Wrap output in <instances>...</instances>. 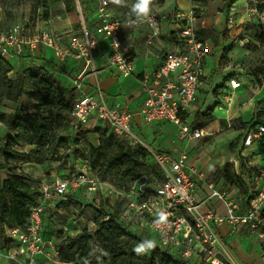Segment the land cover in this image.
<instances>
[{
    "label": "built area",
    "instance_id": "2783aa9c",
    "mask_svg": "<svg viewBox=\"0 0 264 264\" xmlns=\"http://www.w3.org/2000/svg\"><path fill=\"white\" fill-rule=\"evenodd\" d=\"M247 2L256 7L259 0ZM80 9L77 4L81 23L79 31L72 28L67 32H58L41 27L36 29V26L32 30L28 21H16L8 26L0 24V57L18 62L25 52L32 53L38 47H47L53 51L56 63L74 58L82 61L88 69L93 66L95 51L105 43L109 50L106 66L115 69L123 77L133 75L135 69L132 58L121 41L122 30L128 27L126 22L130 16H125V20L111 6L110 0H97V25L95 29H91ZM255 9L249 7L250 11ZM170 23L171 35L177 48L166 51L161 63L153 72H143L139 75L145 99L138 114L146 124L169 122L175 125L176 137L182 145L177 154L156 151L132 130L134 114L119 103H107L96 77V69H92V74L96 77L94 93L84 92V73L71 78L68 85L76 93L71 109L72 133L76 134L81 129L98 125L109 128L116 137L127 139L132 145L149 153L163 176L162 181L154 185V188H149L148 178L143 175L128 185L116 186L101 180L85 161L80 169L63 177L41 182L38 203L31 208L26 224L8 230V235L15 245L0 248V264H39L40 258L55 261L53 259H56L57 250L54 243L47 240L43 234V210L46 205L54 207L56 199L75 194L79 188L93 194L100 192L105 201L110 198H127V208L123 215L120 214L119 220L123 223L124 217L127 216L136 223L141 232L153 235L157 246L163 251H168L185 261L193 255H198L202 264H222V259H229L217 232V226L224 220L230 223L232 229L248 225L251 231H258V236L264 239V232L261 230L264 226V156L260 157L261 164L249 159L242 161L241 165L238 156L236 164L233 163L236 175L240 176L246 185L245 195L236 190L238 196H234L211 182L208 183L209 195L202 201L196 197V180L203 181L207 178L198 166L191 162V148L192 143L206 136L207 132L204 127L189 122L187 117L196 103L198 89L205 75V59L211 52V46L206 40L197 38V29L190 14L186 15L181 11L171 13ZM142 24L149 27L147 42L151 43V39L160 34V18L152 11L151 21L144 20L130 27H139ZM229 85L236 89L240 82L231 78ZM91 117L98 122L89 125ZM262 135L264 124L243 129L242 147H251L253 141ZM240 154L254 155H244L242 152ZM213 197L223 203L226 209L224 216L217 214L213 207H203V204L209 203ZM240 200L246 202L242 212ZM160 210L167 213L166 222L157 223Z\"/></svg>",
    "mask_w": 264,
    "mask_h": 264
},
{
    "label": "rangeland",
    "instance_id": "374dc122",
    "mask_svg": "<svg viewBox=\"0 0 264 264\" xmlns=\"http://www.w3.org/2000/svg\"><path fill=\"white\" fill-rule=\"evenodd\" d=\"M167 1L169 0H163L161 3L152 6L153 11L158 12L160 21L168 14L178 10L186 15L190 14L194 27L197 30L205 29L203 37L212 47V64L208 73L211 98L207 91L199 92L200 102L206 98L209 103L203 112V116L198 117L199 122L204 124V128L212 132V136L199 139L192 151L203 150L212 159L218 160L225 157V160L228 154L233 153V148L237 143V138L231 140L228 138L229 133L232 131L236 133L246 126L244 123L264 121V9L259 8V5L264 1L259 0L256 7L254 4H248L247 0H235L229 7H227L228 0H190L188 5L182 2L179 4L177 0H172L168 7L165 5ZM130 2L132 0H129ZM110 3L118 14H123L126 7L117 6L112 0ZM45 5L49 8L51 17L58 19L57 21L61 22L65 17L70 20L69 16L63 13L64 5L59 1L0 0V24L8 26L12 22L28 21L33 30L37 19H41L37 15L44 14L42 7ZM96 5L97 0H93L92 7L84 10L86 11V15L84 14L86 22L96 16ZM174 5L175 9L171 8ZM61 6L63 11H60ZM249 7L256 9L250 11ZM73 18L74 20H70L71 26L78 27L77 14L73 15ZM123 18L125 19V17ZM133 28L137 31L135 36H129L130 42L139 45L142 49L144 43L152 45L155 38H152V42L148 43V33L136 27H126L128 31ZM142 33L143 35H141ZM24 65L15 63L11 77H20L25 73ZM231 78H236L240 82V88L236 91L231 90L229 85ZM35 104V101L25 93L22 94L17 103L7 99L3 88L0 86V111L13 112L17 105H20L25 111H34ZM219 106L222 109H227L229 114H220L218 110L215 113ZM39 112L41 116H46L51 112L54 116L56 110L46 106L41 107ZM213 122H216L218 126L214 128ZM71 135L72 132L68 124L66 122L61 124L60 119H56L51 125L46 138L47 143L40 150V154L31 155L34 161L12 160L9 161V164H5L4 168H1L3 164H1L0 156V179L6 176L7 171H15L26 175L30 181L47 182L80 169L83 164V157L86 155L84 151L86 144L83 137H80L74 144L70 139ZM148 135L150 140L154 139L153 131H150ZM13 136L14 132L10 127L0 123V147L6 143L9 137ZM61 139L67 141L61 142ZM13 147L27 152L37 149L35 145H30L24 140L14 143ZM112 177V173L107 174V181L113 183L109 180ZM211 178L218 179V183H220L222 173L215 169ZM227 184L223 181V186H227ZM103 198L100 192L93 194L84 188H79L72 196L65 197L56 206L47 209L46 215L53 217L52 219L55 221L48 232L55 236L57 241L68 234L74 235L83 228L92 233L95 230L93 220L96 216V206H104L107 211L115 209L123 215L127 208V198H112L111 202L108 199L105 201ZM124 218L127 223H134L127 216ZM130 230L134 232L133 228ZM92 246L99 253L98 244L93 241ZM193 256L186 261L190 264H202L200 257ZM228 257L229 259H222V264H236L230 255ZM53 260L56 262L49 260L42 262V264H70L58 262L57 258ZM4 264L18 263L5 262Z\"/></svg>",
    "mask_w": 264,
    "mask_h": 264
},
{
    "label": "trees",
    "instance_id": "16d2710c",
    "mask_svg": "<svg viewBox=\"0 0 264 264\" xmlns=\"http://www.w3.org/2000/svg\"><path fill=\"white\" fill-rule=\"evenodd\" d=\"M59 1L64 5V13L70 20H74L73 15L77 14L78 27H72L79 31L81 28L77 4H79L83 17L86 15V8L92 7L93 0H52ZM163 0H153V5L161 3ZM235 0H228L227 7ZM131 3V2H130ZM152 5V6H153ZM112 6V5H111ZM264 9V2L259 5ZM44 14L37 15L43 20L51 17L49 8L42 7ZM153 11V9H152ZM85 12V13H84ZM122 17L130 16V7L124 9ZM85 19V17H84ZM205 29H198L197 38L205 40L203 34ZM15 62L0 57V86L5 92V97L14 102H18L22 94H27L35 101L34 111H25L20 105L13 112L6 113L0 111V123L10 127L14 132L13 137H9L4 145L0 147L1 164L4 168L9 161H34L31 155H39L40 150L47 143V134L52 123L60 119L61 124L66 122L71 130L72 117L71 109L76 93L70 86L62 85L53 73L43 66L24 65L23 73L20 77H11L14 72ZM50 106L56 110L55 115L49 113L46 116L40 115L41 107ZM204 114V113H203ZM202 114V116H203ZM197 116V120H198ZM195 126L204 127L199 121L193 122ZM246 128H255L264 121H251L244 123ZM72 132V131H71ZM92 136V137H89ZM83 137L85 141V153L82 162H87L91 171L98 174L101 180L108 182L107 174L112 173L109 179L116 186L128 185L145 175L149 181V188H154L159 184L163 176L153 160L152 156L143 148L134 146L127 139L116 137L109 129L100 125L94 128L81 129L70 139L74 144ZM92 138V140H91ZM24 140L30 145H35L37 149L29 152L13 147L14 143ZM66 139H61L65 142ZM67 141V140H66ZM256 148L254 154L259 157L264 156V135L253 141L251 150ZM242 161L249 160L250 155L242 156L237 154ZM1 166V165H0ZM222 178L230 186H235L238 193L245 195L246 185L244 180L236 175L233 163H225L221 169ZM41 181L33 182L26 175L20 172L7 171L6 176L0 179V248L15 245L13 239L8 235V230L13 227H23L27 222V216L31 208L38 203L39 186ZM110 183V182H109ZM71 194L67 196L70 197ZM66 196V197H67ZM72 196V195H71ZM60 199H56V206ZM46 205L43 210V234L47 240H52L57 250V261L70 264H190L180 257H176L168 251H163L156 246L143 253L136 254L133 249L138 242L144 239H153V235H140L128 229L120 220V213L115 209L107 211L104 206L95 207L94 217L95 230L91 233L86 228L78 231L74 235H66L57 241L48 230L55 221L53 217L46 215ZM264 217V209H262ZM264 232V226L261 228ZM98 244L93 249L92 242ZM107 252V255H103Z\"/></svg>",
    "mask_w": 264,
    "mask_h": 264
},
{
    "label": "crops",
    "instance_id": "0c3cea01",
    "mask_svg": "<svg viewBox=\"0 0 264 264\" xmlns=\"http://www.w3.org/2000/svg\"><path fill=\"white\" fill-rule=\"evenodd\" d=\"M172 0L167 1L165 4L167 7L170 6ZM180 4L182 3H190V0H177ZM186 7V6H183ZM171 8L175 9V5ZM185 9V8H183ZM81 10V9H80ZM60 11H63V7H60ZM116 11V10H115ZM179 11V10H178ZM117 12V11H116ZM64 13V12H63ZM158 13V12H157ZM171 13L168 14L161 22L160 34L155 37L152 45L143 44V49L138 45H135L133 42L129 41V36L134 35L136 33V29L127 30L126 27L123 28L121 34V41L123 46L126 48L128 54L131 56L133 65H134V73L129 77H123L118 74L115 69L108 68L106 66V55L109 50L106 47L105 43H102L100 48L95 51V58L93 61V66L91 68L86 69L82 61L76 60L74 58H68L63 63H56L53 51L50 48L38 47L35 52L29 53L25 52L24 57L15 62L16 64H25V65H39L45 66L48 70L53 71L55 77L59 80L62 85L68 86L71 78L84 73L85 74V86L84 92L91 94L95 92V78L97 77L99 81V86L105 99L108 104L119 103L122 107L130 110L134 116L132 118V130L138 133L147 144L160 152H168L177 154L180 148L182 147L181 143L178 141L176 137V128L175 125L169 122H154L151 124H146L142 121L140 115L138 114L142 103L145 99V94L142 90L141 83L139 81V75L143 72H153L161 63L163 54L166 51L175 50L177 48L174 37L171 35V23H170ZM58 20V19H57ZM56 18L50 17L47 20H37L35 26L38 28H48L53 29L58 32H67L72 30L70 20L65 17L63 21L59 22ZM87 26L91 29H95L97 25L96 16L89 21L86 22ZM137 29L145 30V33H149V27L146 24H142ZM131 33V34H130ZM143 35V33L141 34ZM135 38V37H134ZM65 39V38H64ZM212 48V47H211ZM212 51V49H211ZM212 64L211 52L205 59L204 69L205 75L203 77L202 83L198 89L197 100L192 109L190 110L187 120L189 122L200 121L197 120V116L200 118L209 103L206 98L200 102L199 100V92L207 91L211 98V89L209 88V68ZM96 69V77L92 74V69ZM240 87L236 89H231L233 91L238 90ZM210 100V99H209ZM220 111V114H229L227 109H222V107H218L215 110ZM98 121L94 117L89 119V125L95 124ZM212 126L215 128L218 126L216 122L212 123ZM205 129V128H204ZM206 130V129H205ZM153 131L154 139L150 140L148 133ZM227 131V130H224ZM223 131V132H224ZM243 129L235 132H230L228 138L234 139L237 138V143L233 148V153L228 154L225 157L220 159H212L211 156L207 155L203 150L192 151L193 146H195L196 142L192 143L190 159L191 162L196 164L198 168L205 174L206 180H196V185L194 188V192L198 200H204V198L209 195L210 190L208 188V183L215 182L214 185L222 190L230 192L234 196H238L237 189L235 186H230L227 182L221 178V182L218 179L211 178L214 170L221 169L225 162H230L236 164L237 154L242 152V154L247 155L248 153H254L256 148L251 150V147H242V138L241 133ZM206 136H212V132L206 130ZM222 132V131H221ZM217 132V133H221ZM204 136V137H206ZM92 140V138H91ZM251 160L255 163L261 164V159L258 155L254 154L250 156ZM218 180V181H217ZM224 183L227 186H223ZM104 191V190H103ZM111 199L109 201L111 202ZM113 200V199H112ZM240 203V211H244L246 202L242 200ZM213 207L217 214L224 216L226 214V209L223 203L217 198H211L209 203H204L203 207ZM125 226L129 229L133 228L135 233H143L141 235H145L144 232L140 230V228L134 223H127L125 220L123 222ZM217 232L219 237L224 243L226 251L233 258L236 264H264V239H261L258 236V231H251L248 225H240L236 229H232L231 225L228 221L224 220L217 226ZM199 257L198 255H194ZM193 256V257H194ZM195 257V258H197ZM200 259V258H199ZM49 261L44 258H40L39 264L42 262Z\"/></svg>",
    "mask_w": 264,
    "mask_h": 264
},
{
    "label": "clouds",
    "instance_id": "9594fccd",
    "mask_svg": "<svg viewBox=\"0 0 264 264\" xmlns=\"http://www.w3.org/2000/svg\"><path fill=\"white\" fill-rule=\"evenodd\" d=\"M112 2L120 7H130V18L126 22L128 26H135L144 20L151 21L153 0H132L131 3H129V0H112ZM133 16L134 19H132ZM166 220L167 213L160 210L158 212L157 223H163L166 222ZM155 246V240L144 239L136 244L133 251L139 255L153 249ZM103 255H107V252H104Z\"/></svg>",
    "mask_w": 264,
    "mask_h": 264
}]
</instances>
